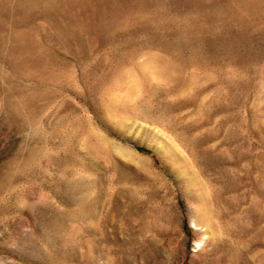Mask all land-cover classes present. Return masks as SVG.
Masks as SVG:
<instances>
[{
    "label": "rangeland",
    "instance_id": "1",
    "mask_svg": "<svg viewBox=\"0 0 264 264\" xmlns=\"http://www.w3.org/2000/svg\"><path fill=\"white\" fill-rule=\"evenodd\" d=\"M0 264H264V0H0Z\"/></svg>",
    "mask_w": 264,
    "mask_h": 264
}]
</instances>
